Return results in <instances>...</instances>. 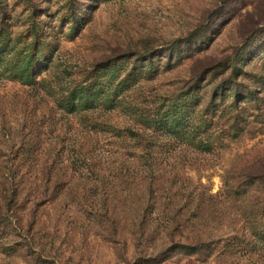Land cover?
Listing matches in <instances>:
<instances>
[{
  "label": "rangeland",
  "instance_id": "rangeland-1",
  "mask_svg": "<svg viewBox=\"0 0 264 264\" xmlns=\"http://www.w3.org/2000/svg\"><path fill=\"white\" fill-rule=\"evenodd\" d=\"M232 4L0 0V264H264V0Z\"/></svg>",
  "mask_w": 264,
  "mask_h": 264
},
{
  "label": "trees",
  "instance_id": "trees-1",
  "mask_svg": "<svg viewBox=\"0 0 264 264\" xmlns=\"http://www.w3.org/2000/svg\"><path fill=\"white\" fill-rule=\"evenodd\" d=\"M239 0H228V3L232 4L231 7H229V9L225 10L221 5L218 6L217 8L215 7L214 9H212V12H210L209 16L208 17H218V20L219 22L223 21L225 22L229 17H231L234 13L232 10L235 9V5L238 3ZM234 8V9H233ZM194 31H197V29H194L193 31H190L189 34L190 35H193L194 34ZM194 40V39H193ZM206 41L205 39H202L201 43ZM196 42V41H194ZM198 45V43H197Z\"/></svg>",
  "mask_w": 264,
  "mask_h": 264
}]
</instances>
